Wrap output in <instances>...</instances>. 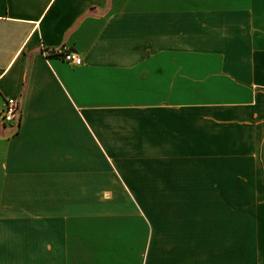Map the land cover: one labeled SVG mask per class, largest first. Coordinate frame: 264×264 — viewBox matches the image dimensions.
<instances>
[{"label": "crops", "instance_id": "1", "mask_svg": "<svg viewBox=\"0 0 264 264\" xmlns=\"http://www.w3.org/2000/svg\"><path fill=\"white\" fill-rule=\"evenodd\" d=\"M0 264H264V0H0Z\"/></svg>", "mask_w": 264, "mask_h": 264}, {"label": "rangeland", "instance_id": "2", "mask_svg": "<svg viewBox=\"0 0 264 264\" xmlns=\"http://www.w3.org/2000/svg\"><path fill=\"white\" fill-rule=\"evenodd\" d=\"M220 132L222 133V130H220ZM199 143V142H198ZM217 143L220 144V146L222 145V139H218L217 135L215 136V145H217ZM199 146V145H198ZM202 147V146H199ZM125 157V156H123ZM176 156L174 155H167V158H175ZM173 160V159H172ZM169 166V163L167 164ZM139 170H135L134 173L135 174H144L145 171H143V166L142 165H137ZM171 166V165H170ZM172 167V166H171ZM147 173V171H146ZM173 173V170H172ZM173 175V174H172ZM157 177H152L150 183H154V185H144V186H136L134 188H119V192L118 194V199L114 202H107V203H103V211H123V210H128L127 206L128 204L125 203V195L134 193V194H138V195H151V196H155L157 197L158 195H165V194H192L195 191V187H190V186H160L157 183L161 182L158 179H155ZM146 182V181H145ZM199 189L200 193H203V190L205 191L207 188L206 187H199L197 188ZM203 189V190H202ZM230 189V193L233 194V191H237V188H231ZM156 205V207L158 208L159 205H163V206H167V203H163V204H159V203H153L152 206Z\"/></svg>", "mask_w": 264, "mask_h": 264}, {"label": "built area", "instance_id": "3", "mask_svg": "<svg viewBox=\"0 0 264 264\" xmlns=\"http://www.w3.org/2000/svg\"><path fill=\"white\" fill-rule=\"evenodd\" d=\"M47 51V50H46ZM48 55L54 53L62 54L63 59L72 65H81L83 63L82 57L75 51L64 50H50ZM22 117V107L20 100L9 97L5 101V106L2 112V119L5 122H19Z\"/></svg>", "mask_w": 264, "mask_h": 264}]
</instances>
